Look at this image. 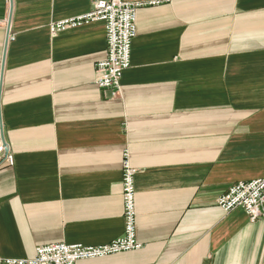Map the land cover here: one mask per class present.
Listing matches in <instances>:
<instances>
[{"label": "crops", "instance_id": "crops-1", "mask_svg": "<svg viewBox=\"0 0 264 264\" xmlns=\"http://www.w3.org/2000/svg\"><path fill=\"white\" fill-rule=\"evenodd\" d=\"M95 1L0 0V258L120 238L129 150L143 247L78 264H263L264 221L218 199L264 178V0H123L147 5L118 91L103 22L51 33Z\"/></svg>", "mask_w": 264, "mask_h": 264}, {"label": "built area", "instance_id": "built-area-1", "mask_svg": "<svg viewBox=\"0 0 264 264\" xmlns=\"http://www.w3.org/2000/svg\"><path fill=\"white\" fill-rule=\"evenodd\" d=\"M146 5L123 0H96L90 13L53 24L51 33L57 35L84 23L103 22L107 56L96 65V85L99 88L118 91L124 73L131 67L132 44L137 37V12ZM14 161V156L0 132V169L13 166ZM136 173L137 169L131 164L130 151L125 150L122 165L125 229L120 238L98 246L65 243L41 246L36 249V255L32 259L0 258V264H78L80 261L140 250L143 245L137 235ZM218 206L226 213L243 209L252 222L264 221V178L233 185L218 199Z\"/></svg>", "mask_w": 264, "mask_h": 264}, {"label": "water", "instance_id": "water-1", "mask_svg": "<svg viewBox=\"0 0 264 264\" xmlns=\"http://www.w3.org/2000/svg\"><path fill=\"white\" fill-rule=\"evenodd\" d=\"M0 118H1V113H0ZM0 132H1V137L2 139L5 141V137H4V131H3V125L1 123V127H0ZM6 142V141H5Z\"/></svg>", "mask_w": 264, "mask_h": 264}]
</instances>
